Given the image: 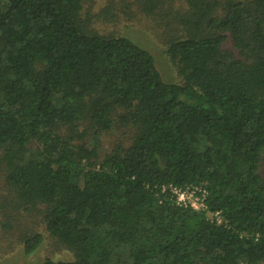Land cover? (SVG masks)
<instances>
[{"label":"trees","instance_id":"trees-1","mask_svg":"<svg viewBox=\"0 0 264 264\" xmlns=\"http://www.w3.org/2000/svg\"><path fill=\"white\" fill-rule=\"evenodd\" d=\"M90 1L0 0V168L74 256L40 264H263L264 0H181L178 83L90 31ZM115 130L128 142L103 152ZM173 187L205 190V208Z\"/></svg>","mask_w":264,"mask_h":264},{"label":"rangeland","instance_id":"rangeland-1","mask_svg":"<svg viewBox=\"0 0 264 264\" xmlns=\"http://www.w3.org/2000/svg\"><path fill=\"white\" fill-rule=\"evenodd\" d=\"M161 3L153 13H147L142 0H91L89 30L100 35L123 36L149 50L166 82L178 83L181 78L177 64L167 55L171 38L179 37L181 24L173 17L181 0H157ZM86 10L84 14L86 15ZM112 14H115L112 16ZM151 14V15H149ZM90 30V31H91ZM130 131L115 130L105 133L102 151L109 144L128 142ZM107 147V148H106ZM264 171V164H263ZM11 190L0 168V264H40L46 257L54 260H72L73 253L52 237L43 222L42 208L27 211L12 204ZM34 232L43 235V242L31 253L23 249V239ZM264 264V263H263Z\"/></svg>","mask_w":264,"mask_h":264},{"label":"built area","instance_id":"built-area-1","mask_svg":"<svg viewBox=\"0 0 264 264\" xmlns=\"http://www.w3.org/2000/svg\"><path fill=\"white\" fill-rule=\"evenodd\" d=\"M172 190L177 196L178 204L185 206L190 204L195 209L205 208V199L207 197V192L205 190L196 187L185 189L173 187ZM214 215L217 216V220L220 221L218 213L216 212Z\"/></svg>","mask_w":264,"mask_h":264}]
</instances>
